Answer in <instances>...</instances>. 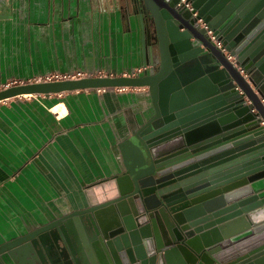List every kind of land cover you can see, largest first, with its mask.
<instances>
[{"label":"water","instance_id":"obj_1","mask_svg":"<svg viewBox=\"0 0 264 264\" xmlns=\"http://www.w3.org/2000/svg\"><path fill=\"white\" fill-rule=\"evenodd\" d=\"M186 1L193 10L126 0L145 59L134 77L0 91L148 86L152 96L120 144L117 195L5 242L0 264H264V0Z\"/></svg>","mask_w":264,"mask_h":264},{"label":"crops","instance_id":"obj_2","mask_svg":"<svg viewBox=\"0 0 264 264\" xmlns=\"http://www.w3.org/2000/svg\"><path fill=\"white\" fill-rule=\"evenodd\" d=\"M144 63L140 24L126 0H0V91L134 77ZM55 72L76 76L46 78ZM150 108L148 86L0 100V246L116 196L124 171L120 144Z\"/></svg>","mask_w":264,"mask_h":264},{"label":"built area","instance_id":"obj_3","mask_svg":"<svg viewBox=\"0 0 264 264\" xmlns=\"http://www.w3.org/2000/svg\"><path fill=\"white\" fill-rule=\"evenodd\" d=\"M183 1L185 2L187 7H189L191 10H193L192 3L190 1H186V0H183ZM194 15L195 16L198 15V11L194 12ZM198 22L200 23L201 27H203L207 30L208 35L211 37V39L214 41V43L217 45V47L220 48L227 55V57L230 60L235 61L234 56L231 55L230 51L223 44L222 40H220L217 37L214 30L209 27L208 22L205 20V18L201 17ZM79 74H81V73H79ZM75 76H76L75 74L69 73V72H65V73L55 72V73L49 74L46 78H48V80L52 81V80H59V79H70V78L75 77ZM9 85L10 84H6L4 87H7ZM262 102L264 104V98L262 99Z\"/></svg>","mask_w":264,"mask_h":264}]
</instances>
